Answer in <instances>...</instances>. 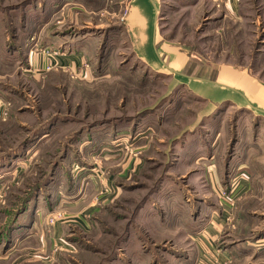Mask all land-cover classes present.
I'll list each match as a JSON object with an SVG mask.
<instances>
[{
  "label": "rangeland",
  "instance_id": "374dc122",
  "mask_svg": "<svg viewBox=\"0 0 264 264\" xmlns=\"http://www.w3.org/2000/svg\"><path fill=\"white\" fill-rule=\"evenodd\" d=\"M136 2L151 27L156 11ZM231 2H157L159 34L198 73L230 65L264 82V0ZM128 4L0 0V264H264L226 249L264 229V118L222 104L202 120L207 103L138 60H159L153 45L129 47ZM52 38L76 65L26 72L34 54L62 55ZM211 155L219 182L205 178ZM244 155L248 193L233 180ZM212 206L224 228L199 252L191 233Z\"/></svg>",
  "mask_w": 264,
  "mask_h": 264
},
{
  "label": "crops",
  "instance_id": "0c3cea01",
  "mask_svg": "<svg viewBox=\"0 0 264 264\" xmlns=\"http://www.w3.org/2000/svg\"><path fill=\"white\" fill-rule=\"evenodd\" d=\"M127 1L129 2L128 13L124 21L123 32L126 34L127 40L129 42V47L131 46L132 51L133 50L136 51V46L138 47V49H147V48L151 49V46L153 45L154 48H152V51L153 53L155 52L158 55V58L162 64L154 56L151 57V60L149 58L147 60L146 58L147 54H142L141 52L139 53L143 55L144 59L141 57L140 59L138 58L137 59L142 63L144 67L148 68V70L151 69V71L156 75L168 76L169 78L172 76L170 78V81L174 82L173 84L176 83L175 89L178 88L181 90L184 89L185 91H189L196 99H200L201 101L207 103L208 104L207 107L209 106V108L207 109V111L202 112L203 113L202 120L209 119L213 115L214 112L209 110L210 107L214 105L220 106L222 104H229L237 109H246V108L253 109L256 117L264 118V104H263L264 82L263 81H261L254 75L250 74L247 70L237 69L230 65H220L219 67H217V69L215 70L212 69L211 71H209V75L198 73L197 72L198 68H205V65L202 63H199L195 66L192 65L191 58L189 57L190 55L184 48H182L180 45L163 40V38L159 34L158 17L156 18V12H157V2H159L162 6V0H141L147 2L156 11L155 15L153 16L155 17V22L154 23L152 22L151 27L148 26L146 19L139 12V8L136 5L137 3L136 0H127ZM231 1H235V0H229V5L232 4ZM54 39L56 38H52L51 42L50 40L47 41L48 45L45 46V48L46 50H50V49L55 51L59 50L61 51L62 55L60 56L58 55V57H55L53 56V54L55 53L54 52L51 53V57H48L46 60L45 59L46 57H44V55L34 54L33 56H31L29 60L28 67L25 70L26 72L34 74L37 68L39 67V64L46 67L49 64L54 66V64L56 65L59 62L61 66L64 65L67 66L68 68H72L76 65L75 62H70L69 55L71 53H69L67 47L63 49V45H67L68 43H65L63 41H57ZM161 57H163L165 61L162 60ZM163 68H167L168 70H163ZM205 71L208 72L207 70ZM220 79H223V81H221ZM199 84H207V85L212 84L218 86V88H222V89L227 88L229 91L219 89L227 95L225 96L224 100L218 99L216 97H207V94H204V97H199L197 92H195L194 94L193 91L190 89L192 88L195 90V86H199ZM246 93L248 96H246ZM247 97H251L252 100L254 101V104L250 99L249 101ZM245 100L247 102H245ZM257 102H260L261 104ZM193 132L194 131H192L191 133ZM254 146L260 147V145H254ZM30 149L31 148L29 149L26 148L25 153H27V151H29ZM237 156H234L233 159L234 160L237 159L236 162H239L238 170L240 174L234 177L233 180L238 179L239 185H241L242 189L248 193L249 188L247 185L248 181L246 178L247 175H251V173L246 165L247 155L246 156L244 155L243 157L241 156V158L239 157L237 158ZM209 157L210 158L208 159V161L211 159V162L206 166V168H209V171H206L207 173L205 172L206 175L205 178H207V180L211 183L219 182V179H217L218 177L215 176V173L217 172L215 170L216 166L213 163L215 155H211ZM77 196L80 197L81 195H77ZM85 198L86 195H83L82 197L79 198V200L84 201ZM205 203L207 202L205 201ZM225 218H226L225 209L215 208L212 206L210 208V211L207 213V217H205L204 220L203 219L200 220L201 227L199 226L200 228L199 227L197 228L198 232H196V234L191 233V241H190L192 244L194 245L196 244L198 246L197 250L199 252L201 251L199 242H201L206 249V246L210 241V239L212 240L214 239V237L216 239L217 237V240L218 241L220 240L221 236L219 231L223 230L224 228ZM193 221L195 222V220ZM192 228L193 225H191V230L194 232L195 230H193ZM254 234H256V237L254 236L255 238L250 239V241H247L246 243L227 244L226 247L227 252L230 255L236 256L238 258H243L242 254L247 255V253H254L260 258L264 257V229H260V231H255ZM194 236H198V237H194ZM208 237L209 239H205ZM179 246L181 247V244H179ZM227 252L222 254V258L227 257L228 254Z\"/></svg>",
  "mask_w": 264,
  "mask_h": 264
},
{
  "label": "trees",
  "instance_id": "16d2710c",
  "mask_svg": "<svg viewBox=\"0 0 264 264\" xmlns=\"http://www.w3.org/2000/svg\"><path fill=\"white\" fill-rule=\"evenodd\" d=\"M25 144H27V143H25ZM25 144H24V145H25ZM26 148H27V147H25V149H26Z\"/></svg>",
  "mask_w": 264,
  "mask_h": 264
}]
</instances>
